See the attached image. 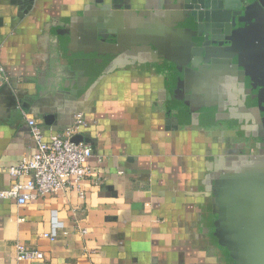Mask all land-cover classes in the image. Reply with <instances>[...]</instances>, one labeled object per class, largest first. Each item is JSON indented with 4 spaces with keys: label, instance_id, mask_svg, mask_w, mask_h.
<instances>
[{
    "label": "crops",
    "instance_id": "1",
    "mask_svg": "<svg viewBox=\"0 0 264 264\" xmlns=\"http://www.w3.org/2000/svg\"><path fill=\"white\" fill-rule=\"evenodd\" d=\"M187 4L0 0V191L36 150L29 118L49 140L82 116L94 153L81 190L0 198V264H264L247 254L264 249V87L236 61L193 66Z\"/></svg>",
    "mask_w": 264,
    "mask_h": 264
},
{
    "label": "built area",
    "instance_id": "2",
    "mask_svg": "<svg viewBox=\"0 0 264 264\" xmlns=\"http://www.w3.org/2000/svg\"><path fill=\"white\" fill-rule=\"evenodd\" d=\"M9 80L0 56V90ZM85 124L84 118L79 116L72 128L63 133H53L49 140H45L44 131L38 120L29 118L28 125L36 150L30 157L10 167L9 173L14 182L8 189L0 191V198L25 205L30 201L71 188L81 190V185L93 176L89 159L94 153L89 144L84 141L75 143L72 139L78 129ZM24 178L25 181L22 180ZM16 250L18 262L44 259L43 252L22 244H18Z\"/></svg>",
    "mask_w": 264,
    "mask_h": 264
},
{
    "label": "water",
    "instance_id": "3",
    "mask_svg": "<svg viewBox=\"0 0 264 264\" xmlns=\"http://www.w3.org/2000/svg\"><path fill=\"white\" fill-rule=\"evenodd\" d=\"M250 1L187 0V9L192 11L199 35L203 38V48L193 51L195 57H199L194 60L193 66L210 55L216 59L236 61L243 72L249 74L254 88L258 90L260 86L264 87V0H252L260 5L257 13L254 7L248 5ZM252 16L257 19L251 21ZM46 122L49 123L48 119ZM72 141L79 143L83 137L75 135ZM224 191L232 197L229 189ZM247 254L250 260L254 258V263L264 262V249H248Z\"/></svg>",
    "mask_w": 264,
    "mask_h": 264
}]
</instances>
